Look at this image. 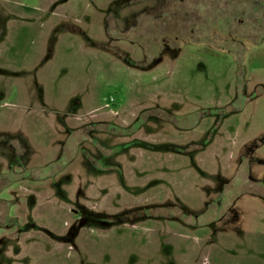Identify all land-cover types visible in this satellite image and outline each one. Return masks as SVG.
<instances>
[{
    "label": "rangeland",
    "instance_id": "rangeland-1",
    "mask_svg": "<svg viewBox=\"0 0 264 264\" xmlns=\"http://www.w3.org/2000/svg\"><path fill=\"white\" fill-rule=\"evenodd\" d=\"M0 264H264V0H0Z\"/></svg>",
    "mask_w": 264,
    "mask_h": 264
},
{
    "label": "flooded vegetation",
    "instance_id": "flooded-vegetation-1",
    "mask_svg": "<svg viewBox=\"0 0 264 264\" xmlns=\"http://www.w3.org/2000/svg\"><path fill=\"white\" fill-rule=\"evenodd\" d=\"M165 1H166V0H165ZM167 1H168V0H167ZM172 1H176V0H172ZM150 220H151V219H150ZM102 221H103V220H102ZM120 221H121V222H118V223H114L115 221H113V220H112V222H110V221H108V222H110L111 225H114V224L118 225L119 223H122V222H123V219H121ZM111 225H110V226H111ZM197 227H199V226H197ZM154 237H155V235L151 236V237H150L151 240L154 239Z\"/></svg>",
    "mask_w": 264,
    "mask_h": 264
}]
</instances>
